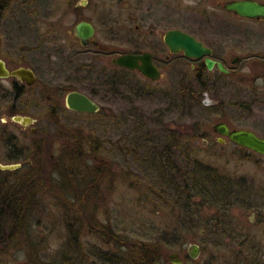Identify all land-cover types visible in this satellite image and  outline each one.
<instances>
[{"label":"rangeland","instance_id":"rangeland-1","mask_svg":"<svg viewBox=\"0 0 264 264\" xmlns=\"http://www.w3.org/2000/svg\"><path fill=\"white\" fill-rule=\"evenodd\" d=\"M69 1L71 5L74 2L78 5L77 13L80 17H87L100 31L105 29L102 26L105 20L119 21V25L124 23L128 29L123 39L120 36L109 38L106 36L107 32L94 35L100 43L107 42L105 45L109 44L120 51L136 50L139 46L134 40L138 30L147 31L151 28L148 25H154L152 33L156 36L157 44L163 48L160 52L163 60L160 62L162 77L153 81L146 80L143 76L127 74L129 76L126 77L125 87H133L137 92L132 94L131 91L124 90L125 87L117 95L100 90L93 97L99 104L97 113H71L60 108V116H69L68 119L59 117V123L62 126H73L76 138L79 133L83 137H88L91 133L96 138L98 136L100 139L97 138V141L103 142V155L111 162L109 180L108 177L104 178L99 187L91 190L84 183L89 178L90 161L82 163L74 160L71 173L66 170L67 175H72H69L70 179L83 178L80 184H75V180L68 182L69 178L62 171L63 167H60L59 172L50 171L52 165L48 160L50 157H58L61 148H68V144L57 141V124L51 123L54 114L50 112L49 103L43 97H40L41 107H28L25 97L18 104L15 103V109L20 113L38 114L35 124L40 126V132L50 131L51 135L54 134L48 144L38 145L37 136L28 133L26 147L27 135L22 126L9 121L10 116L2 114L3 110H0V118L6 117L7 120L5 124L0 122V128L4 125L8 127L4 133H0L1 163L20 162L18 167L22 170L31 168L32 171L37 168L45 177L44 181L49 182L53 178V184H62L59 192L44 185L37 199L28 204L29 214L23 224L26 229L23 230L18 246L14 249L11 247L12 243L7 247L0 243V264H120L112 255L126 252V246H122L121 241L154 240L158 235L157 231L169 234L179 228L184 231L181 234L183 238L173 246H163V257L160 256L159 264H173L168 258L170 251L179 254L181 264H264V257H261L264 251V156L240 147L237 149L228 140L222 145L215 143L216 135L209 126L218 120L220 113L227 115L229 124L253 127L254 131L264 135V76L262 79H249L248 82H234L226 76L219 77L218 84L202 91L204 95L200 93L199 104L194 103L192 107H188L174 96L180 86L187 83L188 66L177 57L165 61L166 47L160 39L161 33L172 27L191 29L198 39L215 45L222 41H246L247 49L242 50L243 55L251 56L245 61L253 66L249 69L250 72L245 69L240 73L248 72V76L253 77L257 72L264 75V22L239 20L218 10L214 15L207 13L203 18L205 24L195 26L184 21L185 13L182 11L158 10L151 12V17L144 18L143 28L135 29L136 24H140V16L133 11V7L125 6V0H86L83 5L80 0H14L13 4L19 7L13 6L14 13L6 19L4 25L0 24V55H4L11 66L24 64L35 71L38 83L29 89L30 92L38 89L39 84H48V87L59 84L63 88L83 86L76 80L77 76L79 79L88 76V85L99 87L98 81L102 78L97 73L105 61L95 60L96 72L92 75L88 71L77 72L74 69L72 53L75 50V38L72 32L77 18L71 6H68ZM106 27L109 28L107 25ZM230 51L236 52L235 48ZM81 61L87 62L85 59ZM92 61L90 59V63ZM192 81L188 85L193 86ZM3 82L5 83H1ZM258 83L263 86H259L256 93V89L250 87ZM205 96L208 105L201 104ZM218 101L224 105L221 111L217 107L209 108ZM241 102H248L250 106L243 109ZM70 118L73 123L68 121ZM191 124L196 130L191 144L194 148L191 157L200 160L204 166L226 169L236 180L234 197L238 199H233L229 209L220 216L226 225L231 222L230 227L221 234L207 230L210 224L216 226L212 219L209 224L206 222L213 211L203 209L195 217L190 213L185 215L180 204L170 209L169 204L163 202L173 196L174 191L167 185H159L158 171L146 158L154 154H169L168 158L172 161L178 159V167H184L185 161L180 152L170 146L163 148V145L167 142L165 133L176 131L182 126L185 129L184 137L189 136L193 132ZM140 133L143 135L139 136ZM10 135L19 136L24 145L14 144ZM134 139L138 140L137 144ZM203 139L207 141L203 143ZM133 146L137 152L126 151L125 148ZM37 158L40 160L37 161ZM36 161L39 162L37 167L32 168L28 164ZM8 170L10 169L0 171V178L7 180L11 175V170ZM8 180L13 182L14 179L9 176ZM158 192L162 193L163 201L155 198ZM59 194L70 200H64ZM79 194H82V201L79 200ZM251 205L259 206L256 215L252 214ZM195 206L191 207L193 211ZM80 211H84L89 217H97L102 224L111 227L113 235L119 236L120 241L116 244H103L86 227L76 236L82 243L77 244L79 238L72 241L73 231L67 224L72 223L76 227L78 222L84 221L85 215H77ZM190 219L200 223L194 229L188 228L191 224L194 225ZM232 224L245 230L243 234L235 236L231 230ZM237 238L243 240V243L237 241ZM0 240L7 243L8 239L2 236ZM192 242L199 247L197 258L187 254L188 245ZM33 258L38 262L33 261Z\"/></svg>","mask_w":264,"mask_h":264},{"label":"trees","instance_id":"trees-1","mask_svg":"<svg viewBox=\"0 0 264 264\" xmlns=\"http://www.w3.org/2000/svg\"><path fill=\"white\" fill-rule=\"evenodd\" d=\"M127 74L132 75L131 73H125V80L126 77L129 76ZM196 86L198 89H196ZM120 87L117 88L116 83H108V85H106L107 93L110 92L113 95L121 93L125 87V82L124 85ZM66 89L70 90L67 86L66 88H63L62 91L64 92ZM204 89L205 87H203L198 79L195 78L193 79V86H189L188 88H186V85L180 86L174 96L181 104L185 103L186 106L192 107L194 103L199 104L200 93ZM124 90H129L132 94L137 92L133 87H125ZM215 107L219 108L220 111L223 109L222 107H218V105ZM220 115L222 117L224 116L222 114ZM190 127L193 132L185 137V129L182 126L176 131L174 130L173 132L165 133L167 142L163 145V148L170 146L180 152L179 154L182 159H184L183 161H185V163H183L184 167H178V165H176L179 163L177 162L178 159L172 161L168 158L169 154H165V156L163 154H154L146 157L150 164H152V167L158 171L159 185H167L172 191H174L173 196H170L166 201H163V195L161 192H158L155 198L169 204L170 209H174V207L180 204L182 207L181 211L185 215L190 213L192 216L195 215L196 217L203 209L208 212L213 211L214 213L206 218V222L209 224L211 222L209 220L212 219L216 226L213 227V224H210V226L207 227V230L210 229L221 234L228 229L227 227H230L229 225L231 222L229 225H226L225 220L224 223L222 221L223 218L220 216L228 210L231 203H233V199L230 196H234L235 191L237 190L236 180L226 169L220 167L214 169L210 168V166H204L201 164L200 160L191 157V154L194 152V148L191 147V144L193 143L192 140L195 138L194 132L196 130L193 124H191ZM141 135L143 134L140 133L139 136ZM97 138L93 133L88 137H83L82 133H79L75 141L67 145L68 148H61L62 151L59 153L60 155L58 157H50L48 160V163L50 162V165H52L50 171L53 173L59 172L61 169L60 167H63L62 171L67 175L68 172L71 173V166L75 164L74 160L82 163L90 161L91 169H89V178L85 179L86 182H84L86 183V188L89 190L97 188L101 185L104 178L108 177L107 179L109 180L110 173H108V171L109 168H111V162L104 157L102 152L103 142L97 141ZM134 143L137 144L138 140H135ZM234 147L238 149L239 146ZM125 149L126 151L137 150L134 146ZM35 163L31 164L30 162V166L32 168L33 166H39V162ZM66 170L68 172H66ZM9 171L10 170H8V172ZM9 173L11 174L9 176H12L14 179L13 182L8 180L9 176L7 177V180L0 178V238L3 236L8 239L7 243L2 240H0V243H3L5 247L12 243L11 247L15 249L20 242L19 239L23 235V230L25 231L26 229L23 224L29 214L28 204H30L32 200L37 199L36 197H38L44 185L53 187L56 192H59L62 189V184H53V178H51L49 182L44 181L45 177L42 176L40 171H37V168L32 171L31 168L25 171V169L22 170V168L18 167L17 169L11 170ZM69 175H67L69 178L67 180L68 182L75 180L73 177L70 179ZM81 179L75 180L74 183H82L83 180L81 181ZM73 195L76 196L75 193H73ZM79 196V200L82 201V194H79ZM60 197H63L64 200H70L64 195H60ZM80 201L78 203H80ZM194 204L196 205V209L193 211L191 207ZM81 214L85 215V219L81 223L78 222L76 227L72 226V223L67 224L68 228L73 231V234L71 233L73 236L72 241L79 238H76V236L84 227H86L87 230L93 231L94 235H96L103 244H116V242L120 241L119 236L113 235L112 228H108V226L102 224L97 217H89L84 211L77 212V215ZM192 222L194 225L191 224L188 228L194 229V227H197L200 223L195 219H193ZM157 234L158 235L154 240H137L134 242L123 240L121 241V244L122 246H126V252H118L112 256L119 260L120 264H159L160 256L163 257L161 251V249L164 248L163 246L170 244L172 246L175 245L177 240L180 241L183 238L181 234H184V231L179 228L173 233L167 234L157 231ZM237 241L243 243V240L241 241L238 238ZM81 243L82 242L79 238L77 244L79 245ZM164 259H166V256ZM107 260L109 259H106V261ZM33 261L38 262L35 258H33ZM87 264H96V262H87Z\"/></svg>","mask_w":264,"mask_h":264},{"label":"flooded vegetation","instance_id":"flooded-vegetation-1","mask_svg":"<svg viewBox=\"0 0 264 264\" xmlns=\"http://www.w3.org/2000/svg\"><path fill=\"white\" fill-rule=\"evenodd\" d=\"M14 0H0V24H5L7 22V18L10 17L11 14L14 13V7H19L18 5H14L13 2ZM231 0H125L123 3L126 5H128L129 7H133V11L135 13L138 14V16H140V18H138L140 24H142V22H145L144 18L147 17H151L152 13L154 12H158V10L160 11H182V13H185L183 18L184 21H186V23L188 25L193 24L195 26H200V24H205L203 21V18L206 17L207 13H211V14H216L215 11L218 10H223L224 13L226 15H229V17H234L236 19L242 20V19H246L247 21H255L256 23H260V22H264V16L263 17H255L253 16V18H248L245 17L244 15L240 16L237 15L235 13L234 10H227L224 9L223 5L225 3L230 2ZM258 3H262L264 0H255ZM82 0H80V4L83 5L86 0H84L83 3H81ZM23 4V3H22ZM68 6H71L72 10L74 11L77 21L74 22L77 23L78 21L84 20L86 19L87 22H89L93 28V34L90 37V42L85 43V45H82L81 39L80 37H78L75 34V27L73 25V32H72V36L74 39V52L72 53V59L75 60V64H74V69L77 72H90V75L93 74V72H96V61L100 60V61H105L104 62V66L102 67L101 70H99V73H97V76H99L100 78H102V80L100 79L98 81V88H93L90 87L89 84V80L87 79L88 76H85L83 78H76V80H78L79 82H81L80 87H71L70 90L66 89V91H62L63 87H60L59 84L56 86H52L48 84L46 86V84H39L40 86L38 87V89H35L34 91L30 92L29 89L31 87L34 86L35 83H38L36 81V74L34 76V83L31 85H28L27 82L25 81H21L19 80L16 75L13 76H0V110H3L1 113L4 115H8L10 116V120L11 122H14L11 120V116L15 115V113L19 114V115H29L30 117L33 118L32 123L30 124H26V126L21 125L22 129H24L25 131V135H27L26 137V141H25V146L27 147V139H28V133L34 134L37 136V142L38 145H42V144H48V142L50 143V141L54 138V134L51 135L50 131H47L46 133H42L40 132V126L35 124L37 118H38V114H31L28 112H17V110L15 109V103H19L20 101H22V98H27L25 103L28 105V107H41V103H40V97H43V100L45 102H48L51 110L50 112L52 114H54L52 117L54 118L53 120H51V123H56L57 124V133H59L58 139L57 141H61V143L63 144H69V143H73L76 139V133H74V129L73 126L68 125V126H62L59 123L60 118H64V119H68V116L66 115L64 116H60V108L63 110L65 109L67 112H71V113H81V114H89L92 111H75L70 109L69 107L66 106L65 101H64V96L66 95L67 91H77L79 90L81 93L85 94L86 97L91 98V100L95 101V103H97L98 109H99V104L98 102H96V100H94V96L97 95L99 93L100 90H103L105 92H107V88L106 85H108V83L111 84H115L117 85V88H119L120 86L124 85V82H126L124 74L125 73H131L132 75H136V76H142V74L140 72H138V70L136 69H132V68H126V67H122L121 65H116L113 62V59L116 58L117 54H124V53H128L131 52L133 54H137L139 55L140 53L142 54L143 52L148 53V55H150L151 57V61L152 64L157 66L159 68V79H161L162 75H161V55L160 52L163 49L159 44H157L156 42V36L154 33H152V26L154 25H148L151 28H148L147 31H141L138 30L137 32V36L135 41V44L138 45L139 47L136 50H123L120 51L119 48H115L112 46H109V44H106L107 42H104V44L100 43L99 40L94 37L95 33H99L102 32L104 34V32H107L106 36L109 38H116L117 36H120L122 39L124 38V33L125 31L127 32V29L125 25H119L118 22L119 21H114V20H105L104 22H102V26H105L104 30L98 29V26H94L90 20L87 19V17H80L79 14L77 13V8L78 5L75 4V2L71 5V1H69ZM138 11V12H136ZM152 12V13H151ZM193 12V13H191ZM210 14V15H211ZM137 20V21H138ZM201 22V23H200ZM140 24H136L135 29L137 28H143L145 25L142 24V26H140ZM109 26V28L106 27ZM147 26V27H148ZM181 29V28H180ZM184 32L187 33H191L193 34L194 38L200 42H203L205 44V46H207V48L210 50V54L209 55H205L203 54L200 57H195V56H186L184 55V53L182 52H176L173 53L172 51L169 52V48L167 47L166 44L163 43L162 38H163V34L161 33L160 35V39L162 41V44L165 45L166 49H165V54H164V60L168 61L170 59H174L175 57L178 58V60H182L184 62V64H186L188 66L187 69V74H188V79L186 80V88H188L190 85L189 82L192 81L193 79H198L199 83L205 87V89H210L213 88L217 83V79L219 77H228L231 79V81H236L237 82H243V81H247L249 79L255 80L257 77L259 79H262V77L264 76L262 73L257 72L256 76H248V72L245 73H240L242 72V70L247 69V71H249V69H251V67L253 65H250V63H248L247 61H245L246 59L251 58V56H248L247 54H244V49L246 48L245 42L246 41H233V42H228V41H222L219 42L218 45H215V43H208V42H204V40H200L197 38V36L194 34L195 32H193V30H182ZM111 36V37H110ZM118 37V38H120ZM153 37V38H152ZM239 39H241L240 37H238ZM0 40H1V36H0ZM95 41V44H92L91 42ZM0 47H1V41H0ZM233 48H235L236 52H232L230 50H232ZM204 57L209 58L210 60L213 61V66L212 68H208L207 64L204 61ZM93 59V61L95 62H91L90 63V59ZM82 59H85V61L87 60L86 63H83V61H81ZM0 60H3V62L5 63V68L7 70H11L13 69V67H19V66H23L22 64H13L12 66L9 64V62L6 61L4 55H0ZM140 62V60L138 61V63ZM217 62L221 63V65L223 66V71H221L220 69H218L217 66ZM26 66V65H24ZM250 67V68H249ZM29 68V67H28ZM263 69H264V65H263ZM32 70V69H31ZM33 71V70H32ZM35 73V71H33ZM244 72V71H243ZM250 72V71H249ZM143 78H145L146 80H153V79H149L145 76H143ZM156 80V81H158ZM2 81H5V83H1ZM154 81V80H153ZM193 82V81H192ZM259 86H263L262 84H256L253 85L252 89H256L255 92L257 93V89L259 88ZM256 87V88H255ZM121 88V87H120ZM204 89V90H205ZM202 90V91H204ZM204 92H202V95ZM30 100V101H29ZM42 100V99H41ZM218 107H222L224 108V105L222 104L221 101H218V103L215 104V106ZM213 106V107H215ZM240 106L244 109H247L250 106V103H240ZM213 107H209V108H213ZM219 110V108L217 109ZM99 111V110H98ZM98 111L92 112V113H97ZM220 115V114H219ZM223 115V114H222ZM60 117V118H59ZM227 115H224L223 117L220 115L218 120L219 122H224L226 125H228V127L230 129H249L251 130V132H253L254 134H256L257 136H261L262 138H264V135L261 134L260 132L257 133L256 131H254V128L252 127H241L240 125H231L229 124V121L227 120ZM6 117H4V119L0 118V122L4 123L6 122ZM71 122V118L68 120ZM213 122L212 124H210V128L212 129V132L216 135L215 137V143H220V145H222L225 141H230L229 137L223 136L221 134H219L218 132H215L213 129V124L216 123ZM16 122V121H15ZM18 123V122H16ZM73 123V122H71ZM20 125V124H19ZM55 125V124H54ZM6 130H8L7 125H4V127L0 128V133H4ZM10 138H12V142H14V144L16 143H20V146H23L24 143L21 142L19 136H14V135H10ZM207 140L203 139V143H205ZM231 144H233L234 146H239L241 149H247L241 145H237L233 142L230 141ZM9 144H13V143H9ZM232 145V146H233ZM15 146V145H14ZM247 150H251L252 149H247ZM253 152V151H252ZM254 153V152H253ZM257 154V153H255ZM260 155V154H259ZM262 155V154H261ZM38 160H40V158H38ZM30 164V162H28ZM20 165V162H19ZM235 196V195H234ZM234 196H230L232 199L236 200L238 198L234 197ZM251 207L253 208L252 210V214L256 215L259 206H254L251 205ZM252 220V219H251ZM234 223V222H233ZM232 233L235 234V236H239L242 235L243 232L245 230L235 226L234 224H232ZM177 253V252H176ZM178 254V253H177ZM179 255V254H178ZM261 257H264V251L262 252ZM169 258V257H168Z\"/></svg>","mask_w":264,"mask_h":264},{"label":"water","instance_id":"water-1","mask_svg":"<svg viewBox=\"0 0 264 264\" xmlns=\"http://www.w3.org/2000/svg\"><path fill=\"white\" fill-rule=\"evenodd\" d=\"M82 0L81 3H83ZM224 9L227 10H234L237 15H244L248 18L255 17H263L264 16V1L262 3H258L255 0H231L228 3L223 5ZM75 27V34L80 37L81 44L85 45V43L90 42V37L93 34L94 28L93 26L87 22L86 19L78 21L74 24ZM162 41L164 44L167 45L169 48V52L172 51L173 53L182 52L186 56H195L200 57L203 54L209 55L210 50L205 46L203 42L196 40L193 34H189L187 32L182 31V29L172 28L166 29L163 32ZM95 44V41L91 42ZM140 62L138 63V61ZM204 61L207 64L208 68H212L213 61L207 57H204ZM113 62L116 65H121L122 67L132 68L138 70L147 78H151L154 81L159 79V68L152 64L151 57L148 53L143 52L139 55L133 54L131 52L124 53V54H117L116 58L113 59ZM218 69L223 71V66L221 63L217 62ZM13 76L21 80L27 82L28 85L34 83V76L35 73L26 66H19L13 67L11 70H7L5 68V63L3 60H0V76ZM207 96H205L204 100L201 104H209ZM64 101L67 107L75 111H98V106L95 101L91 100V98L86 97L85 94L81 93L79 90L75 91H67L66 95L64 96ZM216 103V102H215ZM215 105V104H213ZM12 121L18 122L20 125L26 126V124H30L33 121V118L29 115H19L15 113V115L11 116ZM213 129L215 132L219 134L229 137L230 141L239 144L247 149H252L254 153L262 154L264 156V138L261 136H257L249 129H230L228 125L224 122L216 121L213 125ZM19 166V162L17 163H1L0 161V170H13L17 169ZM198 245L195 243H190L187 248V254L189 257L197 258L198 256ZM170 258V262L173 264H181L182 258L176 252L170 251L168 254Z\"/></svg>","mask_w":264,"mask_h":264}]
</instances>
